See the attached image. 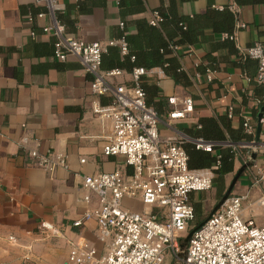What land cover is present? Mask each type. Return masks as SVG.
<instances>
[{
	"label": "crops",
	"instance_id": "obj_1",
	"mask_svg": "<svg viewBox=\"0 0 264 264\" xmlns=\"http://www.w3.org/2000/svg\"><path fill=\"white\" fill-rule=\"evenodd\" d=\"M241 1L244 0L179 3L180 13L189 17L228 8L234 15L233 40L227 41V46L232 43L231 48L223 46L226 36L207 29L196 44L177 50L182 55V70L190 77L188 87L175 85L163 73L146 76V86L155 88L154 94H146V99L159 110L161 137L190 138L186 131L201 118L223 116H227L234 131L243 129L245 120L255 131L257 114L263 106L259 104L262 89L254 81L256 62L244 55L248 47L264 41V2L239 4ZM117 3L118 0H58V12L65 17L61 24L64 33L85 42L106 45L114 41L122 21ZM144 3L143 14L125 21H148L164 0ZM40 13L44 14L41 18ZM52 24L45 9L32 0H0V264H66L70 243L79 238L100 249L93 220L79 228L72 227L87 209L97 205L96 195L81 189V178L111 173L117 168L131 172L122 157L102 155L109 125L100 123L91 106L95 99L102 104L107 100L91 93L92 77L76 58L69 56L64 62L53 58L55 37L42 31ZM127 31L135 33L132 26ZM200 67L212 69L210 83L197 72ZM130 80L129 73L114 79L126 86ZM170 98L174 105L168 103ZM186 99H191L192 111L183 118L171 119L169 114L181 110ZM260 126L262 132L263 125ZM246 145H237L244 152L237 153L234 175L248 161L250 153L247 156L246 150L250 149ZM30 150L41 155L62 154L66 168L57 167L52 172L38 168L27 155ZM260 158L257 153L255 162L241 173L231 192L246 196L242 216L257 226L264 225V210L257 202L264 196V188L252 185L251 172L260 165ZM203 193L190 197L194 219L199 215L194 204ZM85 195L92 199L89 205L82 201ZM124 205L137 212L143 209L139 203ZM41 223L50 224L59 238L40 233ZM8 237L17 244L12 245Z\"/></svg>",
	"mask_w": 264,
	"mask_h": 264
},
{
	"label": "built area",
	"instance_id": "obj_2",
	"mask_svg": "<svg viewBox=\"0 0 264 264\" xmlns=\"http://www.w3.org/2000/svg\"><path fill=\"white\" fill-rule=\"evenodd\" d=\"M32 1L43 7L46 15L53 20L52 25L42 29L55 37L53 58L60 62L69 56L76 58L92 77L91 93L96 98L107 100L106 104H102L95 99L91 106L100 123L109 125V136L102 145V155L122 157L124 165L131 169L129 174L117 168L111 173L81 178V189L96 195L97 205L87 209L72 223V227L79 228L84 222L93 220L96 224L95 237L101 248L79 238L70 243L66 264H162L167 255L180 257V241L189 231L192 234L182 251L183 264H264V225L257 226L251 219L243 218L246 196L230 195L201 226L193 228L194 209L190 197L212 189L213 171L189 169L182 145L190 142L196 150L214 154L217 144L202 139L160 136L159 116L154 108L146 104L140 79L163 72L160 69L133 67L129 74L130 86L115 82L114 79L123 72L119 69L101 71V55L107 45H118L120 55H126L122 40L104 45L65 34L55 19V13L60 10L58 0ZM43 16V13L38 15L39 18ZM160 20L158 12L153 11L148 23L156 26ZM172 49L177 51L175 46ZM245 56L256 62L254 81L262 89L261 103L264 105V41L248 47ZM203 75L207 83L212 81L211 71L206 70ZM168 103L174 105L175 101L170 98ZM191 111L192 101L186 99L184 107L170 113L169 117L183 118ZM260 124L263 128L256 149L261 163L251 172V183L264 188V118ZM242 128L245 135L253 138L255 131L248 120L243 122ZM252 142L246 145L250 150L254 149ZM27 155L36 167L45 171L66 168V159L62 154L41 155L36 150H30ZM80 162L84 163V160ZM91 200L89 195L82 198L87 205ZM125 202L139 203L143 209L134 211L125 206ZM257 202L264 210V196ZM38 230L45 235H57L47 223H41ZM7 240L12 245L17 244L13 237Z\"/></svg>",
	"mask_w": 264,
	"mask_h": 264
},
{
	"label": "trees",
	"instance_id": "obj_3",
	"mask_svg": "<svg viewBox=\"0 0 264 264\" xmlns=\"http://www.w3.org/2000/svg\"><path fill=\"white\" fill-rule=\"evenodd\" d=\"M189 0H164V4L156 11L161 20L156 26L149 25L145 19L125 21V18L143 14L145 12L144 0H118V8L121 13L120 29L113 42L123 41L126 46V55H120L118 45H107L105 52L101 55V71L108 72L119 69L123 73H131L133 67H142L146 70L160 69L163 74L170 78L175 85L188 87L190 77L182 70L181 56L172 47H190L199 41L204 30L210 29L212 32L226 35L227 40L221 45L227 46L229 37H232L234 28V15L228 8L221 11L213 10L212 14H200L192 17L182 15L179 11V3ZM259 0H244L239 4H253ZM264 2V0H260ZM209 2V8H211ZM56 21L61 25L65 19L60 12L55 13ZM62 26V25H61ZM128 26L135 29L134 34L127 31ZM233 40V38L231 39ZM55 42V40H54ZM230 43L227 47L231 48ZM245 58H247L244 55ZM133 58V60H131ZM211 71L210 67H200L198 73ZM146 77L140 79V86L146 94H154V86H146ZM131 83L128 85L130 86ZM146 104L155 108L146 99ZM261 103V99L259 101ZM190 139H202L206 142L216 143L215 154L196 150L190 142L182 145L187 158L188 168L191 170L212 169V187L215 194L219 197L224 191L225 177L234 171V162L238 152L244 149L237 147L240 143L249 144L252 136L243 133V129L232 130L227 116L217 118H201L197 125L192 126L186 131ZM250 150H246L248 156ZM245 155V156H246ZM198 209V205L194 204ZM199 210V209H198ZM203 220L199 221L194 227H198Z\"/></svg>",
	"mask_w": 264,
	"mask_h": 264
},
{
	"label": "rangeland",
	"instance_id": "obj_4",
	"mask_svg": "<svg viewBox=\"0 0 264 264\" xmlns=\"http://www.w3.org/2000/svg\"><path fill=\"white\" fill-rule=\"evenodd\" d=\"M233 176H234V173L231 176H228L225 178L224 191L222 192V194L219 197L216 196L215 190L212 187V189L210 191L205 192L201 195L202 198H199L198 200H196L197 202H195V205H198L199 215L195 216V219L192 223L193 226H195L199 221L205 220L208 217V215L212 211L213 207L218 203V201L221 199V197L226 192L231 180L233 179ZM132 203H136V202H132ZM134 211H138V210H134ZM185 236H186V234L183 236V238ZM50 237L59 238L58 236H53V235ZM182 251L183 250H181V255L179 258H174V257H171L170 255H167L162 264H183L182 263ZM40 252H42V251H40Z\"/></svg>",
	"mask_w": 264,
	"mask_h": 264
},
{
	"label": "water",
	"instance_id": "obj_5",
	"mask_svg": "<svg viewBox=\"0 0 264 264\" xmlns=\"http://www.w3.org/2000/svg\"><path fill=\"white\" fill-rule=\"evenodd\" d=\"M263 113H264V105L259 108V112L257 114V125H256V129H255L254 139L252 142L254 149L251 150L247 163L243 164L242 167L234 175V177H233L232 181L230 182L226 192L221 197V199L218 201V203L213 207V209L210 212V214L208 215V217H210L224 203V201L231 195L232 189H233L234 185L236 184V182L238 181L241 173L246 168H249L252 165V163L255 162V159L257 157V149L256 148H257V145L259 144V135H260V130H261L260 120L262 119ZM202 224L203 223H201L199 226H201ZM191 234H192V231H189L186 234V236L180 241L179 245H180L181 250L184 251ZM183 256H184V253H182V257Z\"/></svg>",
	"mask_w": 264,
	"mask_h": 264
}]
</instances>
